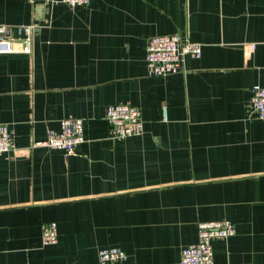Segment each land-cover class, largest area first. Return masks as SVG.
<instances>
[{
    "label": "crops",
    "instance_id": "0c3cea01",
    "mask_svg": "<svg viewBox=\"0 0 264 264\" xmlns=\"http://www.w3.org/2000/svg\"><path fill=\"white\" fill-rule=\"evenodd\" d=\"M33 23L32 53H24ZM14 51L0 53V264H179L197 223L230 219L214 264L264 263V0H0ZM180 32L202 44L184 70L147 72L146 42ZM255 45L251 47V45ZM141 108L143 133L113 139L108 105ZM84 119L70 154L44 144L63 117ZM55 221L58 240L44 244Z\"/></svg>",
    "mask_w": 264,
    "mask_h": 264
},
{
    "label": "built area",
    "instance_id": "2783aa9c",
    "mask_svg": "<svg viewBox=\"0 0 264 264\" xmlns=\"http://www.w3.org/2000/svg\"><path fill=\"white\" fill-rule=\"evenodd\" d=\"M64 2L71 7L87 5L91 0H51ZM19 32L25 33L21 51L32 53L35 25L33 23L19 26ZM255 45H251L254 47ZM14 51L11 41L6 36V27L0 26V53ZM202 44L192 41L180 32L152 35L146 42L147 72L151 76H163L180 72L185 68L187 56L199 57ZM251 106L260 119H264V86L255 84L251 87ZM106 119L110 124V135L113 139L141 135L143 118L141 108L131 103H113L108 105ZM85 140L84 119L80 116H65L58 129H48L45 145L62 150L65 154L75 151ZM16 149L13 131L8 123H0V153ZM198 240L185 246L179 264H214L213 241L224 239L236 233L235 223L227 218L203 220L197 223ZM44 244H53L58 240V227L55 221L42 226ZM127 253L120 247H103L99 249L101 263H119L124 261ZM229 264H256L252 262H231ZM264 264V263H260Z\"/></svg>",
    "mask_w": 264,
    "mask_h": 264
}]
</instances>
